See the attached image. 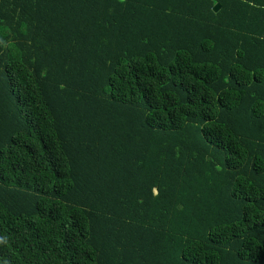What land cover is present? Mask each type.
<instances>
[{"label": "trees", "instance_id": "obj_1", "mask_svg": "<svg viewBox=\"0 0 264 264\" xmlns=\"http://www.w3.org/2000/svg\"><path fill=\"white\" fill-rule=\"evenodd\" d=\"M0 264H264V0H0Z\"/></svg>", "mask_w": 264, "mask_h": 264}, {"label": "water", "instance_id": "obj_2", "mask_svg": "<svg viewBox=\"0 0 264 264\" xmlns=\"http://www.w3.org/2000/svg\"><path fill=\"white\" fill-rule=\"evenodd\" d=\"M218 7V2H213V4L211 5L212 10H215Z\"/></svg>", "mask_w": 264, "mask_h": 264}]
</instances>
